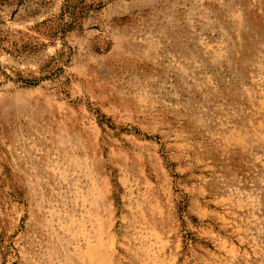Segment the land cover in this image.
<instances>
[{"label": "rangeland", "instance_id": "1", "mask_svg": "<svg viewBox=\"0 0 264 264\" xmlns=\"http://www.w3.org/2000/svg\"><path fill=\"white\" fill-rule=\"evenodd\" d=\"M0 264H264V0H0Z\"/></svg>", "mask_w": 264, "mask_h": 264}, {"label": "trees", "instance_id": "2", "mask_svg": "<svg viewBox=\"0 0 264 264\" xmlns=\"http://www.w3.org/2000/svg\"><path fill=\"white\" fill-rule=\"evenodd\" d=\"M65 10L69 16L73 15L72 10H74V8L71 5L66 4ZM24 83L27 85H35L36 82H24Z\"/></svg>", "mask_w": 264, "mask_h": 264}]
</instances>
